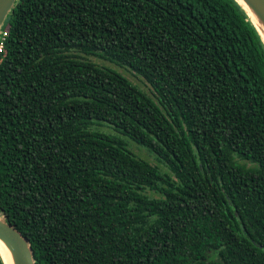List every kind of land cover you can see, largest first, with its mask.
<instances>
[{"label": "trees", "instance_id": "1", "mask_svg": "<svg viewBox=\"0 0 264 264\" xmlns=\"http://www.w3.org/2000/svg\"><path fill=\"white\" fill-rule=\"evenodd\" d=\"M1 33L0 217L33 264H264V45L233 0H15Z\"/></svg>", "mask_w": 264, "mask_h": 264}, {"label": "water", "instance_id": "2", "mask_svg": "<svg viewBox=\"0 0 264 264\" xmlns=\"http://www.w3.org/2000/svg\"><path fill=\"white\" fill-rule=\"evenodd\" d=\"M246 15L248 21L257 32L264 45V37L255 25L253 19L264 24V0H233ZM15 0H4L3 8L0 10V26L4 21L6 14L11 9ZM0 242L7 251L6 260L0 254L2 264H33L30 248L25 238H23L13 226L0 217Z\"/></svg>", "mask_w": 264, "mask_h": 264}, {"label": "rangeland", "instance_id": "3", "mask_svg": "<svg viewBox=\"0 0 264 264\" xmlns=\"http://www.w3.org/2000/svg\"><path fill=\"white\" fill-rule=\"evenodd\" d=\"M85 58L89 60L90 62L94 63L95 65L104 66V67H108V68L115 70L116 72L120 73L122 76L127 78L132 84L136 85L140 90H142L144 93H146L147 95L151 97L149 86L144 82L142 78L130 72L128 69L115 66L113 64L102 61L95 57L87 56ZM104 125H105L104 123L100 125V127L96 125H91L90 129L98 130L108 135H116V133L111 128H109L106 125L104 126ZM117 136H120V135L117 134ZM125 141H126V145H127L126 147L128 148V150L131 151L136 157L143 159L149 164L157 167V169L160 172H166V168L161 163H159L151 153L141 148L140 146H137L136 144H134L133 142L129 140L125 139Z\"/></svg>", "mask_w": 264, "mask_h": 264}, {"label": "bare ground", "instance_id": "4", "mask_svg": "<svg viewBox=\"0 0 264 264\" xmlns=\"http://www.w3.org/2000/svg\"><path fill=\"white\" fill-rule=\"evenodd\" d=\"M255 25L257 26V28L260 30L261 32V35L264 37V24L261 25L259 24L256 19H253ZM4 251H7L5 248H4V245L0 242V254L3 256V260H6V256H7V253H5Z\"/></svg>", "mask_w": 264, "mask_h": 264}, {"label": "built area", "instance_id": "5", "mask_svg": "<svg viewBox=\"0 0 264 264\" xmlns=\"http://www.w3.org/2000/svg\"><path fill=\"white\" fill-rule=\"evenodd\" d=\"M3 36H4V33H1V35H0V51H1V49H2V43H1V41H2V39H3Z\"/></svg>", "mask_w": 264, "mask_h": 264}, {"label": "snow or ice", "instance_id": "6", "mask_svg": "<svg viewBox=\"0 0 264 264\" xmlns=\"http://www.w3.org/2000/svg\"><path fill=\"white\" fill-rule=\"evenodd\" d=\"M3 3H4V0H0V10H2L3 8Z\"/></svg>", "mask_w": 264, "mask_h": 264}]
</instances>
